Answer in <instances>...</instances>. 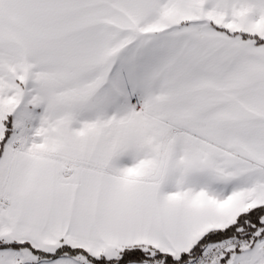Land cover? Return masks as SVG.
Wrapping results in <instances>:
<instances>
[{
  "label": "snow or ice",
  "instance_id": "obj_1",
  "mask_svg": "<svg viewBox=\"0 0 264 264\" xmlns=\"http://www.w3.org/2000/svg\"><path fill=\"white\" fill-rule=\"evenodd\" d=\"M0 264H264V0H0Z\"/></svg>",
  "mask_w": 264,
  "mask_h": 264
}]
</instances>
